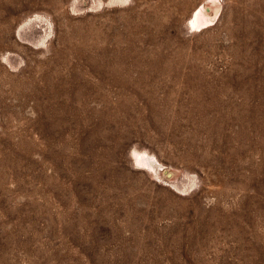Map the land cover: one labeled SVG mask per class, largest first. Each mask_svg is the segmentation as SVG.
<instances>
[{
	"label": "rangeland",
	"instance_id": "1",
	"mask_svg": "<svg viewBox=\"0 0 264 264\" xmlns=\"http://www.w3.org/2000/svg\"><path fill=\"white\" fill-rule=\"evenodd\" d=\"M0 264H264V0H0Z\"/></svg>",
	"mask_w": 264,
	"mask_h": 264
},
{
	"label": "bare ground",
	"instance_id": "2",
	"mask_svg": "<svg viewBox=\"0 0 264 264\" xmlns=\"http://www.w3.org/2000/svg\"><path fill=\"white\" fill-rule=\"evenodd\" d=\"M200 22V19H199V16H195V19L193 20V23L194 24H198ZM150 163H152L151 161H148L147 163H146V165H150L151 166V164ZM153 165V164H152ZM153 167V166H152Z\"/></svg>",
	"mask_w": 264,
	"mask_h": 264
},
{
	"label": "water",
	"instance_id": "3",
	"mask_svg": "<svg viewBox=\"0 0 264 264\" xmlns=\"http://www.w3.org/2000/svg\"><path fill=\"white\" fill-rule=\"evenodd\" d=\"M165 174H167L168 177H171L172 176V174L169 173L168 171H166Z\"/></svg>",
	"mask_w": 264,
	"mask_h": 264
}]
</instances>
